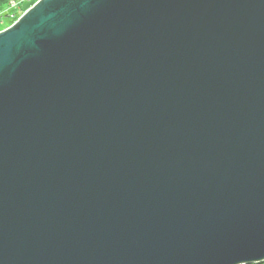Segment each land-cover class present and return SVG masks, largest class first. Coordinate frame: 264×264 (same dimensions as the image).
I'll use <instances>...</instances> for the list:
<instances>
[{
	"label": "water",
	"instance_id": "obj_1",
	"mask_svg": "<svg viewBox=\"0 0 264 264\" xmlns=\"http://www.w3.org/2000/svg\"><path fill=\"white\" fill-rule=\"evenodd\" d=\"M264 260V0H37L0 30V264Z\"/></svg>",
	"mask_w": 264,
	"mask_h": 264
},
{
	"label": "rangeland",
	"instance_id": "obj_2",
	"mask_svg": "<svg viewBox=\"0 0 264 264\" xmlns=\"http://www.w3.org/2000/svg\"><path fill=\"white\" fill-rule=\"evenodd\" d=\"M36 0H32V2H34ZM30 4V3H29ZM29 4H24V8H28ZM28 6V7H27ZM14 12V10H9V11H4L3 14L0 16V30L4 29L5 27H7L9 25V23L12 21V17L10 16L12 13ZM262 262V261H261ZM257 263V262H256Z\"/></svg>",
	"mask_w": 264,
	"mask_h": 264
},
{
	"label": "trees",
	"instance_id": "obj_3",
	"mask_svg": "<svg viewBox=\"0 0 264 264\" xmlns=\"http://www.w3.org/2000/svg\"><path fill=\"white\" fill-rule=\"evenodd\" d=\"M8 1H9V0H0V12H1L3 9H5V7H6L7 3H8ZM21 13H22V11H20V12H18V13H15L16 15H14V16L12 17V21L9 23V25L12 24V23L16 20V18H17ZM253 264H264V260H263L262 262H257V263H253Z\"/></svg>",
	"mask_w": 264,
	"mask_h": 264
},
{
	"label": "built area",
	"instance_id": "obj_4",
	"mask_svg": "<svg viewBox=\"0 0 264 264\" xmlns=\"http://www.w3.org/2000/svg\"><path fill=\"white\" fill-rule=\"evenodd\" d=\"M11 5H12V6L15 5V1H12V2H11Z\"/></svg>",
	"mask_w": 264,
	"mask_h": 264
},
{
	"label": "bare ground",
	"instance_id": "obj_5",
	"mask_svg": "<svg viewBox=\"0 0 264 264\" xmlns=\"http://www.w3.org/2000/svg\"><path fill=\"white\" fill-rule=\"evenodd\" d=\"M10 25H11V24H10ZM8 26H9V25H8ZM8 26H7V27H8ZM5 28H6V27H5Z\"/></svg>",
	"mask_w": 264,
	"mask_h": 264
}]
</instances>
